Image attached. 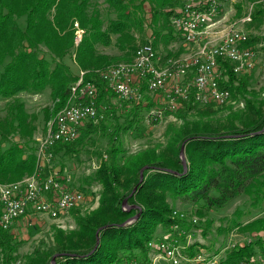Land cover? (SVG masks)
<instances>
[{
  "label": "trees",
  "instance_id": "1",
  "mask_svg": "<svg viewBox=\"0 0 264 264\" xmlns=\"http://www.w3.org/2000/svg\"><path fill=\"white\" fill-rule=\"evenodd\" d=\"M105 1L118 12L106 27L100 10L92 7L91 0H0V99L6 100L12 115L10 121L0 122V182L23 179L37 167V144L33 143L35 127L29 131L21 93L42 94L49 88L55 110H60L72 93V83L79 79V73L83 70L86 72L85 80L94 81L98 86L96 103L99 114L103 115L98 120L100 122H86L75 141L58 142L53 146L55 156H78L84 151L101 158L99 168L84 178L81 185L77 188L69 186L83 192L85 197H94L92 186L101 185L98 207L88 213L72 208L77 227L70 231L53 227V236L41 241L26 255L22 264H53L54 258L55 264H126L132 260L148 264V243L161 237L157 233L159 227L165 233L178 223L191 228L186 220L174 215L176 209L169 197L198 205L196 212L199 215L203 214L204 209L226 207L243 195L251 199L253 206L261 207L264 204V97L260 102L255 91L248 89L250 76L235 73L229 61L221 66L229 80L220 79V85L230 89L231 102L237 94L242 95L249 112L254 109V117L250 113L247 116L248 112L244 110L234 111L232 105L227 106L235 121L231 120L220 131L199 129L181 133L178 153L172 157H167L154 147L130 155L123 147L120 133L141 132L144 118H149L145 112L154 116L152 109L155 104L149 96L140 101H123L108 87L101 73L118 62H111L113 57L108 54H97V44L110 46L115 34L118 35L119 46L124 49L129 41L128 31L137 28L144 32V26L149 23L152 35L148 40L143 39L142 43L151 41L157 50L161 40L168 43L176 37L175 34L182 35L172 23V17L178 14L182 1ZM146 4L150 6V16L145 10ZM241 9L237 3V12H241ZM258 16H264V10L257 7L253 19ZM77 22L84 29L78 46L75 43ZM260 43L264 45V35H252L245 45L256 47ZM42 47L50 52V58ZM130 47L133 54L126 58L122 56V61L133 60L137 46L131 44ZM261 49L264 50V46ZM72 53H75L79 68L77 72L65 61ZM237 79L239 84L235 85ZM145 89H148L147 83L142 82L141 90ZM194 93L188 99L178 100V107L174 111L177 118L186 121L192 111L202 115L215 112L216 104L197 103ZM114 97L120 101L119 106L112 105ZM117 108H120L125 119L115 126L116 130L111 133V145L103 153L97 148L94 135L104 130L106 116H116ZM49 118L46 116V122ZM11 134L20 135L26 140L25 144L17 141L5 147ZM50 171L46 166L44 175H49ZM29 211L34 213L31 209ZM2 212L0 199V217ZM235 222L240 224L238 219ZM258 223H264V216L248 226L253 227ZM204 232L206 234L207 229ZM23 243V239L11 228L4 229L0 225L3 264H17V252ZM205 248L199 241L188 246L191 255ZM257 248L264 253V238L259 237L253 242L228 249L219 264L238 263L241 260L247 264H257L253 261L258 254Z\"/></svg>",
  "mask_w": 264,
  "mask_h": 264
},
{
  "label": "built area",
  "instance_id": "2",
  "mask_svg": "<svg viewBox=\"0 0 264 264\" xmlns=\"http://www.w3.org/2000/svg\"><path fill=\"white\" fill-rule=\"evenodd\" d=\"M236 3L243 7V0H236ZM254 4L251 3L241 18L232 21L227 31L216 37L215 42L208 38L211 35L208 31L215 24L213 18L219 14L222 0H182L178 14L172 17V23L182 32L186 45L195 47L194 53L184 59L169 57L163 65L164 57L150 41L137 47L132 61L119 62L106 68L102 78L123 101L142 100L144 93L141 83L146 82L150 91L161 90L162 95L170 99V108L177 107L179 99L190 98L193 91L197 103L224 105L231 100L232 93L229 88L220 85V79L226 76L223 62L229 61L237 74L264 66L261 49L264 45H245L250 40V33L245 27L253 21ZM83 75L84 71H81L79 79L72 83L68 101L49 122L46 135L37 143V167L33 173L17 181L0 183L3 204L0 225L4 229H9L29 209L56 218L84 201L85 194L80 190L70 188L54 175L41 174L46 159L50 161V157L54 156L53 146L58 142H72L86 122L98 121L103 117L96 103L98 86L94 81L84 80ZM173 213L186 220L191 228L174 224L164 236L152 239L148 245L156 252L157 258L166 260L168 264H219L223 257L221 253L212 254L202 250L191 255L188 250L195 235L193 231L199 223L198 218L183 211ZM155 258L148 264H156ZM126 264L143 263L132 260ZM230 264L247 262L241 260Z\"/></svg>",
  "mask_w": 264,
  "mask_h": 264
},
{
  "label": "rangeland",
  "instance_id": "3",
  "mask_svg": "<svg viewBox=\"0 0 264 264\" xmlns=\"http://www.w3.org/2000/svg\"><path fill=\"white\" fill-rule=\"evenodd\" d=\"M182 1V0H181ZM260 1V0H259ZM258 0H243V7L241 12H237L236 0H222V5L220 7L219 14L213 18L212 27L209 33L211 35L208 37L216 42V37L218 38L221 33L227 31L229 25L232 21L241 18L244 13L248 11L251 3L254 4V9L262 8L264 10V1ZM92 7H97L100 10V17L105 22L104 27L109 23L111 19L117 17V10L115 7L111 6L105 0H91ZM145 10L148 16H150V6L146 4ZM220 21V22H219ZM23 23V20H21ZM221 23V24H220ZM77 31L75 37L76 46L80 44L84 35V29L79 26L77 22ZM145 31H138L137 28H132L128 31V43L125 48L122 49L118 42V35H113V44L110 46H105L101 43L97 44L96 53L97 54H108L113 57L111 62H118L124 60L123 57H127L133 54L131 51V44H135L137 47L143 44V39L148 40L152 35L151 26L147 23L145 26ZM249 33L250 37L252 35H264V16L254 17L253 21L246 25L245 27ZM261 44V43H260ZM263 44V43H262ZM259 45V44H258ZM180 47L184 49L181 50ZM179 48V49H178ZM178 48L172 46L170 47L167 42L161 40L157 45V50L164 57L163 65L166 64V60L169 57L184 59L188 57L195 51L193 45L187 46L182 41L178 44ZM75 49V48H74ZM42 51L50 58V52L42 47ZM264 53V50H262ZM75 53L68 55L65 59L67 63L71 65L73 71H79L78 65H76ZM167 58H165V56ZM123 56V57H122ZM135 56V54H134ZM134 59V58H133ZM132 61V60H131ZM123 62V61H122ZM116 63H113V65ZM106 70V69H105ZM83 71V70H82ZM104 71V70H103ZM102 71V73H103ZM81 73V71H80ZM79 73V74H80ZM101 73V75H102ZM84 71L83 78L85 80ZM248 75L249 86L248 89L252 92L255 91L259 101L263 102L264 97V66L259 65L257 68L253 69L251 72L239 74ZM224 80H229L226 75ZM238 80V79H237ZM235 85L239 84V80L234 82ZM251 92V93H252ZM144 97L149 96L154 102L155 108L152 109V114L150 116L149 112H145L149 118H144V123L142 126V131L139 133H120V139L123 147L127 149V152L135 154L138 151L145 150L148 148H156L158 152H163L167 157H172L178 153L179 146V136L185 131L188 133L189 130H199L206 129V131L222 130L230 121H235L236 119L231 117V111L226 109L227 106L232 105L234 111H245L248 112L247 116L252 114L255 116L254 109L249 112L246 108L245 98L237 94L231 101L224 105H215L214 113L211 115H202L200 113L193 112L189 114L186 121L177 118L174 114L175 108H170L172 103L168 97L162 95V91L152 92L149 89L143 91ZM249 96H253L250 94ZM248 96V98H249ZM21 99L25 103V109L28 115V125L29 131L34 129V144H37L40 139H42L49 127V122L55 117V114L59 110H55L54 102L51 98L50 89L48 88L42 94H32V93H21ZM68 101V100H67ZM120 101L118 98H112V105L119 106ZM264 108V104H262ZM151 113V112H150ZM116 116L109 114L105 117V128L104 130H99L94 136L97 139V148L103 151V153L110 147L111 133L115 131V126L121 124L125 117L122 116L120 108H117ZM11 113L6 104V100L0 99V122L6 123L11 119ZM46 116L50 117L49 121L46 122ZM100 122V121H98ZM188 130V131H187ZM80 135V134H79ZM78 138V137H77ZM76 138V139H77ZM75 139V140H76ZM73 140V141H75ZM21 142L25 144L26 140L20 138L18 134H11L9 142L5 143V147L9 146L11 142ZM72 141V142H73ZM91 151V150H90ZM184 158V156H183ZM46 159L45 165L42 167V175L44 176V169L46 166L49 167L50 175H54L60 180L64 181L67 186L78 187L82 184L83 179L87 176L92 175L98 168L101 162V158L95 153L82 152L78 156L70 155H57ZM47 176V175H45ZM27 177V176H26ZM9 183V182H0ZM102 187L99 184H94L92 186V191L96 196L86 195L84 201L78 205L76 208L80 209L82 213H88L95 210L99 205L100 195ZM173 207L178 211L186 212L187 214L193 215L198 218L199 223L196 225L194 231L195 235L192 237V242L199 241L206 246L205 250L208 253H221L223 258L226 255L228 249H231L237 245H244L259 237L264 238V223H258L253 227L248 226L251 222L257 220L264 216V204L260 207L253 206L251 204V199L247 195H243L226 207L221 209H211L206 210L202 215L197 214L198 205H193L190 203H183L179 200H174L168 198ZM70 209L69 211L62 212L58 217L54 218L48 214L32 213L31 211L18 221H16L10 228L11 230L20 238L23 239L24 243L19 248L17 252V264H22L26 255L29 254L33 249L41 243V241H47L53 236V227L63 229L65 231L73 230L77 227L75 217L72 215ZM235 219L240 221L237 225ZM207 229L205 234L204 230ZM158 236H164L165 232L162 228L157 230ZM258 249V254L253 258V261L257 264H264V253ZM150 261L154 260L156 252L150 249ZM2 254L0 251V264ZM155 258L156 264H168L166 260L158 257Z\"/></svg>",
  "mask_w": 264,
  "mask_h": 264
},
{
  "label": "crops",
  "instance_id": "4",
  "mask_svg": "<svg viewBox=\"0 0 264 264\" xmlns=\"http://www.w3.org/2000/svg\"><path fill=\"white\" fill-rule=\"evenodd\" d=\"M221 34H223V33H221ZM220 34V35H221ZM179 36H177L176 34H175V36L176 37H174V38H172L169 42H168V44H169V46L170 47H172V46H174V47H176V48H178V44L180 43V42H182L183 41V37H182V35L181 34H178ZM219 35V36H220ZM184 42V41H183ZM185 43V42H184ZM185 45H186V43H185ZM179 49V48H178ZM180 49L181 50H183L184 48L183 47H180ZM158 51V50H157ZM158 53H159V51H158ZM163 55V54H162Z\"/></svg>",
  "mask_w": 264,
  "mask_h": 264
},
{
  "label": "water",
  "instance_id": "5",
  "mask_svg": "<svg viewBox=\"0 0 264 264\" xmlns=\"http://www.w3.org/2000/svg\"><path fill=\"white\" fill-rule=\"evenodd\" d=\"M182 152H184V146L182 148ZM184 163H185V166L187 167V163L186 162ZM141 179H143V174L141 175ZM53 264H55V258L53 259Z\"/></svg>",
  "mask_w": 264,
  "mask_h": 264
}]
</instances>
